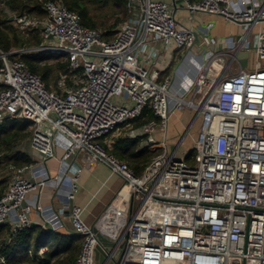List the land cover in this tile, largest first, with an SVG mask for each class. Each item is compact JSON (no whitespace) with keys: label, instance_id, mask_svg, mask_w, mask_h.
<instances>
[{"label":"built area","instance_id":"2783aa9c","mask_svg":"<svg viewBox=\"0 0 264 264\" xmlns=\"http://www.w3.org/2000/svg\"><path fill=\"white\" fill-rule=\"evenodd\" d=\"M6 1L0 0V10ZM43 6L45 20L29 15L12 19L23 30L41 28L44 41L37 49L64 57L70 62L68 73L81 69V76L73 75L67 88L64 74L62 93L50 91L24 61L11 57L17 51L0 50V124L7 119L32 122L33 158L54 157L55 137L62 134L69 144L61 163L82 153L88 163H103L123 179L128 188L122 197L130 214L118 236L124 243L119 264H264V0H186L192 15H223L246 27L237 40H226L227 49L205 57L188 98L174 97L172 79L154 68L159 54L155 44L161 41L171 53L172 48L187 52L206 43L209 52L214 41L198 42L171 4L129 0L130 16L111 39L83 26L60 0ZM241 50L255 53L254 68L234 67ZM176 109L196 113L187 133L202 118L193 150H184L178 161L166 141L150 137L139 147L162 151L138 175L102 143L146 110L160 120H151L146 131L159 127L165 132ZM28 167L12 168L0 198V227L10 226L5 244L32 226L27 197L46 186L45 180L25 176ZM72 179L75 192L78 173ZM136 196L140 200L134 209ZM69 206L72 232L82 239L75 264H97L94 226L82 218V207ZM6 261L0 254V263Z\"/></svg>","mask_w":264,"mask_h":264},{"label":"crops","instance_id":"0c3cea01","mask_svg":"<svg viewBox=\"0 0 264 264\" xmlns=\"http://www.w3.org/2000/svg\"><path fill=\"white\" fill-rule=\"evenodd\" d=\"M154 1L171 4L174 10L176 9L175 14L178 21L192 28L195 35H198V38L196 37L198 42L199 40L200 42H206L209 39L214 41V43L209 44V52L206 51V43L204 45L196 43L187 52L177 51L172 48L171 53L166 52L161 41H157L155 44L159 49V54L154 68L160 70L162 78L169 77L172 79L170 92L174 97L188 98L205 60H201L198 55L201 54L205 58L209 53L227 49L226 40H237L245 34L246 27L241 23L227 20L223 15L201 13L192 15L186 8V0ZM189 1L198 2L200 0ZM174 3L176 4V8ZM192 16L193 19H191ZM258 31L259 25L253 28L249 38L252 40ZM182 54H192L193 57L189 61H186L183 59ZM255 64V53L253 51L241 50L234 67L236 69L241 67L249 70L254 68ZM175 105L176 102L172 99L170 101V109H174ZM171 114L175 115L171 132L169 131L168 124L165 132L159 127L155 131L147 132L144 127L149 122L141 127H135V123H131L128 127L129 131L126 134L121 131V129L125 130V125L121 126L117 131L104 138L102 143L108 149H112L115 141L127 137L131 142L130 148L133 149L132 144L137 140L139 144L136 150L141 151L143 149L139 147L140 144L153 137L157 141H166L168 146L182 145L184 147L187 127L193 121L196 113L190 109H176ZM153 120L160 121L158 118H154ZM196 122H200L201 125L202 118H198ZM109 137H114L111 143L107 141ZM197 137L198 133L194 137L192 145ZM68 144L69 140L66 136L57 134L54 144L55 156L46 161L34 158L36 160L35 163L25 170L27 178L46 181V186L43 189L32 191L27 197L26 202L32 208L29 214V218L32 221L31 227L36 229V233L39 230H46L53 235L73 236L69 205L74 204L83 208L82 218L87 224L92 226L98 225V227H102L110 235L114 237L119 236L125 227L126 217L130 214L128 206L123 202V179L112 173L103 163H88L87 157L82 153H76L61 163V158ZM148 149L157 152L152 160L162 151L160 147ZM184 150L189 151L190 148L184 147ZM29 153H31V149ZM77 173L79 175L76 183L77 190L73 192L74 182L72 177ZM9 184L10 182L7 189ZM72 193L74 194V198L69 199ZM36 237L37 235L34 239ZM45 252L46 248L40 250V254Z\"/></svg>","mask_w":264,"mask_h":264},{"label":"trees","instance_id":"16d2710c","mask_svg":"<svg viewBox=\"0 0 264 264\" xmlns=\"http://www.w3.org/2000/svg\"><path fill=\"white\" fill-rule=\"evenodd\" d=\"M48 0H8L6 7L0 10V50L3 52L17 51L11 57L24 61L28 68L45 82L50 91L62 93L59 80L62 75L65 78L64 87L73 85V77L81 76V69H77L73 75L68 73L70 62L62 56H56L48 51H39L44 39L42 29L39 27L29 31L17 27L14 15H29L39 21L46 19L44 3ZM71 11L78 14L83 26L95 28L103 33L105 39H111L118 32L121 19L117 18L110 23L111 17L119 9L129 13V0H60ZM129 18V17H128ZM117 28V29H116ZM155 116L151 110H146L144 115L132 123L135 127L153 120ZM32 122L26 119H7L0 124V172L12 171V168H21L35 163L24 147L32 136ZM130 140L125 137L115 141L108 152L117 158L128 162L138 175H141L156 151L148 148L136 150L139 142H133L130 148ZM9 179L0 178V198L6 192ZM37 235L36 239L34 237ZM10 236V226L0 227V254L7 258L0 264H75L80 253L82 239L80 236L53 235L46 230L36 233L34 227L20 231L12 243L5 244ZM46 248V252L40 254V250Z\"/></svg>","mask_w":264,"mask_h":264},{"label":"water","instance_id":"95a60500","mask_svg":"<svg viewBox=\"0 0 264 264\" xmlns=\"http://www.w3.org/2000/svg\"><path fill=\"white\" fill-rule=\"evenodd\" d=\"M174 5L176 8L175 3ZM196 37L198 38L197 34ZM168 149L170 153H175L174 160L178 161L181 159V153L184 151L182 145H170ZM127 188V185L123 187L122 194L126 192ZM94 231L97 233L99 241L95 255L97 264H119L122 248L124 247L123 241L121 242L118 236L114 237L110 235L102 227H98V225L94 226Z\"/></svg>","mask_w":264,"mask_h":264},{"label":"rangeland","instance_id":"374dc122","mask_svg":"<svg viewBox=\"0 0 264 264\" xmlns=\"http://www.w3.org/2000/svg\"><path fill=\"white\" fill-rule=\"evenodd\" d=\"M117 12L118 13H116L114 16L111 17L110 23H114L116 21V19L119 18V19H121V22H120L119 25H121L122 23H124L128 19V17L130 16V13L125 12L122 8L119 9ZM182 57H183L184 60L189 61L190 58L193 57V56H192V54H182ZM198 57H200L201 60H204L205 59V58L202 57L201 54H199ZM170 116L171 117L168 119V127H169V131L171 132V128L173 126V121H174V116L175 115L171 114ZM131 123L125 125V127H126L125 130L124 129L123 130L121 129V131H123L124 134H126L129 131V128L128 127L130 126ZM194 124L195 125L192 126L191 130H189V132L186 134V137L184 139V147H189L192 150H193V148H192V144L191 143L194 141V137L197 135V133L199 134V131H200L199 126H201L200 125V122H196ZM113 138L114 137H109L107 141H109L111 143V141H112ZM24 148L29 152V150L31 149L30 143H28L27 145H25ZM12 175H13V171H10L9 172V171H6V170H2L0 172V178L1 179H5L6 176H7L8 179H9V182L11 180ZM139 200H140V198L136 196L135 201H134V206H133L134 209H136L137 206L139 205Z\"/></svg>","mask_w":264,"mask_h":264}]
</instances>
